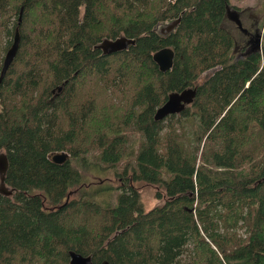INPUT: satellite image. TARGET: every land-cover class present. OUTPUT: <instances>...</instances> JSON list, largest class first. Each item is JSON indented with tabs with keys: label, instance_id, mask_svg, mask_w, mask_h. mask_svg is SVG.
<instances>
[{
	"label": "trees",
	"instance_id": "obj_1",
	"mask_svg": "<svg viewBox=\"0 0 264 264\" xmlns=\"http://www.w3.org/2000/svg\"><path fill=\"white\" fill-rule=\"evenodd\" d=\"M229 4L0 0V72L21 34L0 84V151L16 190L0 191V264H70V250L93 264H264V20L261 49L236 58ZM123 35L136 39L127 49L98 46ZM165 46L175 56L162 71L153 54ZM192 85L191 104L155 119ZM98 162H124L114 203L98 197L113 184L83 187ZM137 180L164 188V202L146 209Z\"/></svg>",
	"mask_w": 264,
	"mask_h": 264
},
{
	"label": "water",
	"instance_id": "obj_2",
	"mask_svg": "<svg viewBox=\"0 0 264 264\" xmlns=\"http://www.w3.org/2000/svg\"><path fill=\"white\" fill-rule=\"evenodd\" d=\"M22 11H23V8L21 9V12L19 15V21L22 20ZM226 17L229 20L236 23V25L243 31L246 30L240 18L239 11L233 4H229L227 6ZM180 19H181V16L173 20L174 21L173 24L177 26ZM262 36H263V31L261 30V32L255 35V38L252 44L250 45V47L247 49L246 54L252 53V52H255L261 49ZM20 41H21V34L19 32V29L17 28L15 30L12 43L4 55L3 64H2V68L0 72V84L10 64L12 63V61L14 60L18 52ZM135 41H136L135 38L127 37L123 35V36H118L116 38H105L102 42L99 43L98 46L103 50L104 54H109V53H113L116 51L127 49L130 47V45H133ZM174 56H175V52L173 48L165 46V47L158 49L153 54V59L158 64L160 70L167 71L171 69L173 66ZM196 95H197L196 86L195 87L190 86L181 91L176 90V91L170 92L166 101L156 109L155 114H154L155 119L162 120L170 114L179 113L183 111L187 105L191 104L194 101ZM68 157H69V153L62 151L61 153L54 154L52 158L55 162L60 163V162H64L66 159H68ZM8 166H9V163H8L7 154L4 151H0V174H1L0 177H1V182L3 184L5 183V174L8 169ZM0 191L3 192L4 194L10 195L16 190L15 188H11L7 191L6 189L1 187ZM69 254H70V261H69L70 264H93L92 254L83 255L82 253H79L75 250H70ZM102 264H112V263L108 260H105L102 262Z\"/></svg>",
	"mask_w": 264,
	"mask_h": 264
},
{
	"label": "rangeland",
	"instance_id": "obj_3",
	"mask_svg": "<svg viewBox=\"0 0 264 264\" xmlns=\"http://www.w3.org/2000/svg\"><path fill=\"white\" fill-rule=\"evenodd\" d=\"M256 2H258V0H231L232 4L238 5L241 7L245 5H254ZM173 22H174L173 19L162 21L158 23L157 30L163 34H167L168 32L172 31L175 28L176 25L173 24ZM226 24L230 26L231 29L234 31L237 39L239 40V44H240L242 41L241 31L240 29H238V26L236 25V23L229 20L226 22ZM162 31H165V32H162ZM233 52H235V48ZM211 73H212V70L202 73L199 77V81L202 82ZM132 134L133 136H135L136 134L140 135V133H138L137 131H134ZM56 153H61V152L59 151ZM123 164H119L116 166V168H111V169L105 168V165L102 164L101 162H98L96 165H92L87 172L88 175L85 177L83 187L86 189L92 188V189L97 190V189H101L105 187L104 185L113 184L116 187V188H113V191H106V192L100 191L98 193V197H99V200H103V201L110 200L112 201V203H114L116 201V197L118 193L121 192L119 188L122 186L121 184L123 183H122L121 177L117 175L116 171H113V170L115 169L122 170ZM135 184L136 186H138V189L141 193V197L144 201L146 209H150L154 207L155 205H158L164 202L166 191L164 188H161L160 185L152 184V183L149 184L147 182L138 181V180L135 182ZM1 187L6 189L7 191L11 189V187L8 184H6V182L4 184L1 182V177H0V188ZM78 195H79V192L72 188L71 192H69V194L67 195V200L73 196H78ZM235 230L239 232V234L246 233L245 228L242 226H238L237 228H235ZM189 248L191 247L189 246Z\"/></svg>",
	"mask_w": 264,
	"mask_h": 264
},
{
	"label": "flooded vegetation",
	"instance_id": "obj_4",
	"mask_svg": "<svg viewBox=\"0 0 264 264\" xmlns=\"http://www.w3.org/2000/svg\"><path fill=\"white\" fill-rule=\"evenodd\" d=\"M234 6L238 9L243 26L246 28L243 31L238 27L241 31V43L239 44L237 37L235 39V56L236 58H240L247 55V49L252 44L255 35L261 32V23L264 20V0H258L254 5Z\"/></svg>",
	"mask_w": 264,
	"mask_h": 264
},
{
	"label": "bare ground",
	"instance_id": "obj_5",
	"mask_svg": "<svg viewBox=\"0 0 264 264\" xmlns=\"http://www.w3.org/2000/svg\"><path fill=\"white\" fill-rule=\"evenodd\" d=\"M197 203V202H196ZM196 207V206H195ZM194 210V209H193ZM196 212V211H195Z\"/></svg>",
	"mask_w": 264,
	"mask_h": 264
}]
</instances>
